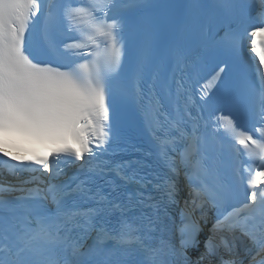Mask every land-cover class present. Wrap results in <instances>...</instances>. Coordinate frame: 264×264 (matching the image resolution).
<instances>
[{
    "label": "snow or ice",
    "instance_id": "obj_1",
    "mask_svg": "<svg viewBox=\"0 0 264 264\" xmlns=\"http://www.w3.org/2000/svg\"><path fill=\"white\" fill-rule=\"evenodd\" d=\"M217 104L258 138L231 114L205 120ZM128 106L147 147L125 131ZM237 146L257 165L246 182L226 169L230 151L241 175ZM0 153V264H264V0H0Z\"/></svg>",
    "mask_w": 264,
    "mask_h": 264
},
{
    "label": "bare ground",
    "instance_id": "obj_2",
    "mask_svg": "<svg viewBox=\"0 0 264 264\" xmlns=\"http://www.w3.org/2000/svg\"><path fill=\"white\" fill-rule=\"evenodd\" d=\"M247 40H248V42H247V45L249 44V42H250V39L247 37Z\"/></svg>",
    "mask_w": 264,
    "mask_h": 264
}]
</instances>
